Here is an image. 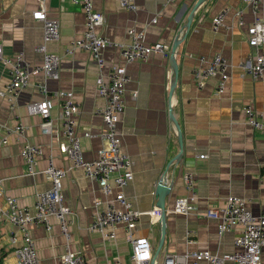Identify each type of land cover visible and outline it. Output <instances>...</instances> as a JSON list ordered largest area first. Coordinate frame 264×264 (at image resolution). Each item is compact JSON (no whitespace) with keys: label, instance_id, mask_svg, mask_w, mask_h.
<instances>
[{"label":"crops","instance_id":"obj_1","mask_svg":"<svg viewBox=\"0 0 264 264\" xmlns=\"http://www.w3.org/2000/svg\"><path fill=\"white\" fill-rule=\"evenodd\" d=\"M197 1L136 0L138 8L127 10L121 0H94L95 8L104 15L97 31L111 41L129 42L131 27L145 30L147 43L160 41L170 47L178 36H185L176 48V72L170 55L152 52L144 59L125 63L114 45L104 51L106 64L100 71L88 51L66 52L69 43L85 30L82 7L71 0H44L48 16L60 22V39L48 44L62 56L59 78L39 74L14 99L0 96V124L22 122L28 140L44 147L40 168L47 165L48 154L54 155L57 165L65 166L67 160L58 149V139L41 132V118L28 113L27 104L44 97L38 87L41 84L48 94L72 90L80 103L78 133L99 132L105 124L97 109L105 105L106 99L97 91L96 78L101 72L107 73L113 64L126 66L129 79L118 131L122 149L131 157L134 176L123 191L142 212L136 235L148 237L154 253L162 236L161 214L151 217L149 211L160 209L158 181L165 177L172 185L166 197V232L156 257L159 263L169 251L184 253L207 248L214 252L232 251L237 231L220 235L218 220L206 214L209 208L223 204L230 194L246 198L255 214L264 212L261 173L264 130L251 126L244 112V107L250 105L264 113V76L255 79L241 65L254 52L248 42L247 26L256 16L264 18V0L258 13L244 0H204L193 12ZM41 6L38 0H0V45L5 56L24 52L29 64L41 60L35 46L43 40V23L33 17ZM226 7H229L227 26L215 30L213 17ZM217 52L229 63V79L223 93L217 92V75L206 78L200 86L193 74L202 57L209 59ZM10 81L9 68L0 61V90ZM61 101L56 99L51 107L57 128ZM101 144L99 138L82 137L84 156L95 158ZM21 146L14 136L8 144L0 146V177L4 178L5 189L21 204L32 205L36 193L47 189L50 182L44 173H27ZM185 171L192 172L195 179L197 208L188 214L170 212L175 199L188 194L183 179ZM63 194L75 212L69 226L71 244L73 249L83 252L86 264H113L116 259L132 264V246L123 224L115 227L111 237L88 229L95 199L109 198L100 191L98 182L88 178L80 168L71 169L63 179ZM30 231L42 263L59 264L65 249L59 222L53 218L51 230L32 224ZM14 233L19 235L15 226L7 221L0 223V263L16 264V242L11 241Z\"/></svg>","mask_w":264,"mask_h":264},{"label":"built area","instance_id":"obj_2","mask_svg":"<svg viewBox=\"0 0 264 264\" xmlns=\"http://www.w3.org/2000/svg\"><path fill=\"white\" fill-rule=\"evenodd\" d=\"M38 1L42 6L33 12V17L43 23V40L35 46V51L41 54V60L29 64L24 52L5 56L0 45V61L7 65L11 74V81L0 90L2 97L14 99L18 92L29 84L32 77L39 74L47 78H59L62 56L50 49L48 44L60 39V22L48 16L43 6L44 0ZM71 1L79 4L83 9L85 30L80 37L69 43L66 52L72 54L78 49L88 51L96 60L100 71L106 64L104 51L111 45L119 48L125 63L144 59L152 52H160L166 56L171 54L172 47L160 41L147 43L145 30H138L135 27L128 29L129 42L111 41L97 31L104 22V15L95 8L94 0ZM244 1L252 5L254 13H258L259 6L263 2V0ZM121 5L127 10L138 8L136 0H121ZM228 11L229 7L223 8L213 17L215 30L227 26L225 18ZM240 23L243 24L242 19ZM247 33L249 45L254 52L241 65L246 74L255 79L261 78L264 76V18L256 16L247 26ZM228 68V60L217 52L209 59L202 57L200 65L194 68L193 74L200 86L206 78L217 75V92L223 93L229 79ZM128 79L124 64H113L107 73L101 72L97 76V91L106 99L105 105L98 108L97 112L101 114L105 127L99 132L85 130L82 134L77 131L80 103L74 98L73 91L57 90L53 94H48L44 85L38 86L45 95L41 99L30 101L26 106L27 111L40 116V129L43 134L58 139V149L67 160L65 166L57 165L54 155L48 154L47 165L40 168L39 162L45 155L44 147L28 140L26 126L19 121L0 124V146L8 144L11 136H14L22 143L20 154L26 164L27 173L31 175L44 173L50 182L47 189L36 193V200L32 205H23L16 196L5 189L4 178L0 177V223L9 222L19 233V237L15 233L11 235V241L16 242V264H43L30 225L39 224L51 230L53 218L59 222L65 236V249L60 255L59 264H86L83 252L73 249L71 244L69 226L75 212L65 202L63 194V179L68 171L74 168L82 169L88 178L97 181L100 191L109 197L95 199L94 212L88 229L111 237L114 235L115 227L123 224L126 238L132 246V264H264V212L255 214L248 206V200L236 194L228 195L223 204L206 211L208 216L218 220L220 235L229 230L237 231L233 240L235 248L232 251L214 252L208 248L187 250L184 253L169 251L159 263L154 257V249L149 238L136 235V225L142 212L134 207L123 191L134 174L131 157L122 149V139L118 131V124L125 110L124 93ZM56 99H62L58 128L51 117V107ZM244 112L251 126L264 130V113L258 112L250 105L244 107ZM82 137L101 140L102 144L97 149L95 158L87 159L84 156ZM200 156L203 157L204 154ZM261 169L264 182V161ZM183 179L188 194L177 197L170 212L188 214L197 208L193 173L185 171ZM149 214L151 217L160 216L161 209L150 210ZM113 264L123 263L116 259Z\"/></svg>","mask_w":264,"mask_h":264},{"label":"water","instance_id":"obj_3","mask_svg":"<svg viewBox=\"0 0 264 264\" xmlns=\"http://www.w3.org/2000/svg\"><path fill=\"white\" fill-rule=\"evenodd\" d=\"M204 0H198L195 4V8L193 10V12L195 11V9L203 2ZM190 22V20H189ZM190 24V23H189ZM185 36H183L184 38ZM182 37L179 38V36L177 37L174 45L172 46V52L170 54V59L172 60V63L174 64V70L177 72V65H176V61H175V53H176V48L178 43L183 39ZM175 84H173L174 87ZM177 128L179 131V140L181 142V135H180V127L178 125L177 122ZM181 153V152H180ZM171 187L172 185L168 183L167 179L165 177H163L162 179H160L156 185V193L158 194V206L161 209V224H162V236H161V240L159 243V246L156 250V252L154 253V257L156 258L158 256V254L160 253V250L162 248L163 242H164V238H165V232H166V197L170 194L171 192Z\"/></svg>","mask_w":264,"mask_h":264}]
</instances>
